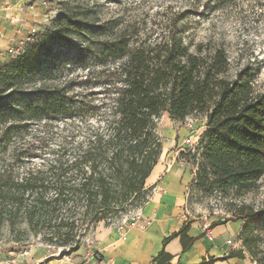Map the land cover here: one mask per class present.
<instances>
[{
    "label": "trees",
    "instance_id": "trees-1",
    "mask_svg": "<svg viewBox=\"0 0 264 264\" xmlns=\"http://www.w3.org/2000/svg\"><path fill=\"white\" fill-rule=\"evenodd\" d=\"M56 26L61 31L68 28L63 19ZM135 29L129 25L112 34L95 53L102 65L100 96L47 93L38 102L19 104L5 121H1L4 98L33 77L32 53L37 45L17 62L2 65L0 215L10 208L11 225L21 215L51 243L70 247L76 230L112 224L131 207H142L152 190L146 179L164 150L158 126L165 113L173 121H184L192 113L206 115L207 130L199 144L206 167L198 177L237 197L257 187L264 175V90H257L255 73L243 67L232 76L222 46L199 44L191 51L176 22L155 37L153 29ZM22 117L45 122L43 131L29 134L25 148L17 146L28 130ZM57 122L64 124L62 132L56 144L47 143L48 128ZM8 148L11 156L3 159ZM36 158L41 159L39 165L20 171V162ZM240 209L238 218L248 221L240 237L254 256L257 237L250 234V224L263 215L247 212L245 206ZM190 229L191 224L185 223L164 243L180 237L184 251L191 249L195 240L189 236ZM75 242L72 252L81 248L80 240ZM228 257L245 256L242 250ZM172 259L164 249L151 264H168ZM216 261L211 258L199 264Z\"/></svg>",
    "mask_w": 264,
    "mask_h": 264
},
{
    "label": "rangeland",
    "instance_id": "rangeland-1",
    "mask_svg": "<svg viewBox=\"0 0 264 264\" xmlns=\"http://www.w3.org/2000/svg\"><path fill=\"white\" fill-rule=\"evenodd\" d=\"M44 1L37 2L34 18L25 22V27L19 28L16 40L9 41L8 47L0 53L1 69L4 64L17 62L37 45L32 53L33 77L24 79L20 87L9 91L1 107V121H5L19 104L38 102L47 98V93L100 96L102 65L95 53L100 51L112 34L129 25L136 26L135 31L142 28L140 32L153 29L155 37L176 22L184 32L185 42L191 51H196V45L199 44L208 48L224 47L231 61V75L234 76L240 68L249 67L255 73L257 90H264V0H48L46 5ZM60 19L67 22V30L61 31L56 26ZM191 120L195 128L188 130L187 125ZM21 123L28 130L23 134L25 139L18 141L23 143L17 142V146L25 148L23 144L30 140L29 134L43 131L45 122L22 117ZM63 126L61 122L51 123L46 142L56 144ZM206 130L207 117L199 113L190 114L184 121H173L165 113L158 126L164 152L173 154L178 151L179 158L183 150L190 149L185 140L192 137L200 144ZM11 148L2 156L3 159L11 156ZM200 154L201 150L183 153V161L194 166L196 179L188 193L187 211L192 218H197L209 227L213 222L225 219L242 220L243 225L248 223L246 218H238L241 206H245L247 212L254 210L261 213L263 218L250 224V234L257 237L256 253L253 256L246 248L245 251L251 257L252 264H264V175L255 190L237 197L229 190L223 192L213 187L204 176L198 177L206 167ZM40 163V158L34 161L24 159V163L19 164L20 171H24V166ZM140 208L131 207L127 215L112 221V224L108 221L109 226L116 227L119 221L136 214ZM9 209L0 215V255L17 256L32 246L30 252L44 251L50 255L61 250L65 256H71L77 252H72V247L77 245L75 241L80 240L83 252L90 249L94 242L97 231L85 226L76 230V240L72 246L53 244L48 240L49 236L35 231L21 215L11 225L8 220ZM240 240L244 245L243 237Z\"/></svg>",
    "mask_w": 264,
    "mask_h": 264
},
{
    "label": "crops",
    "instance_id": "crops-1",
    "mask_svg": "<svg viewBox=\"0 0 264 264\" xmlns=\"http://www.w3.org/2000/svg\"><path fill=\"white\" fill-rule=\"evenodd\" d=\"M42 0H0V53L15 41L19 28L37 13V2ZM194 166L179 158V152H164L150 176L146 179L151 188L150 198L137 213L151 222L147 227L132 226L123 236L117 227L100 223L95 230L90 249L77 250L62 259H49L44 251L32 250L27 257L21 254L0 255V264H151L165 249L173 256L168 264H199L216 259L215 264H252L240 235L243 221L229 220L225 224L208 226L187 211L188 193L194 182ZM185 223L191 224L189 236L195 244L184 251L180 237L164 240L178 233ZM243 250L244 258L228 257L230 252Z\"/></svg>",
    "mask_w": 264,
    "mask_h": 264
},
{
    "label": "built area",
    "instance_id": "built-area-1",
    "mask_svg": "<svg viewBox=\"0 0 264 264\" xmlns=\"http://www.w3.org/2000/svg\"><path fill=\"white\" fill-rule=\"evenodd\" d=\"M48 3V0H45L44 1V4L46 5ZM10 52H13V50H10ZM195 128V124L193 122V120L190 121V123L187 125V129L188 130H192ZM185 144L190 147L189 150H183L185 153L189 154V153H192V152H196V150H201L200 148V145L198 143H196L193 138H188L185 140ZM150 220L149 219H144L142 217V215L140 213H137L134 214V215H131V216H127L125 217L121 222L119 221L118 224L116 225L117 229L119 230V233L123 236L124 234H126V232L132 228V226H137V227H142V228H145L147 227V225L150 224ZM211 227L209 226H206L205 227V230L209 231ZM30 249H32V246H30L29 249H26L23 251V253H21V255L23 256H29L30 254ZM64 254L65 255V252L64 251H59L58 253H52L48 256L49 259H62L64 258L61 257V255ZM107 264H111V263H107ZM253 264H256V262H253Z\"/></svg>",
    "mask_w": 264,
    "mask_h": 264
},
{
    "label": "water",
    "instance_id": "water-1",
    "mask_svg": "<svg viewBox=\"0 0 264 264\" xmlns=\"http://www.w3.org/2000/svg\"><path fill=\"white\" fill-rule=\"evenodd\" d=\"M65 256L64 254L61 255V257Z\"/></svg>",
    "mask_w": 264,
    "mask_h": 264
}]
</instances>
